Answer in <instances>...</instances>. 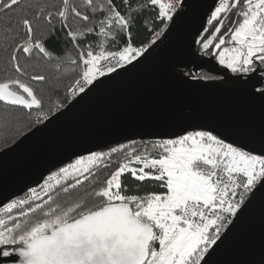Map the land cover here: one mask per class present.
Listing matches in <instances>:
<instances>
[{"label": "snow or ice", "instance_id": "obj_1", "mask_svg": "<svg viewBox=\"0 0 264 264\" xmlns=\"http://www.w3.org/2000/svg\"><path fill=\"white\" fill-rule=\"evenodd\" d=\"M186 7L184 0H0V51L8 53L0 103L25 110L10 119L27 118L35 135L103 87L102 77L144 63ZM206 24L194 43L226 71L188 75L223 81L246 104L228 122L175 138H126L73 153L39 191L0 206V264H214L232 245L258 258L238 255L230 264H264V0H218ZM141 32L152 36L147 44ZM61 36L75 57L48 47Z\"/></svg>", "mask_w": 264, "mask_h": 264}, {"label": "water", "instance_id": "obj_2", "mask_svg": "<svg viewBox=\"0 0 264 264\" xmlns=\"http://www.w3.org/2000/svg\"><path fill=\"white\" fill-rule=\"evenodd\" d=\"M184 2L188 7L179 13L176 26L157 41L155 51L149 50L152 54L144 63L129 72L118 69L122 75L115 79L102 77L107 83L80 103L73 102L75 106L64 109V116L53 118L47 128L41 125L43 130L35 135L27 132L0 151V172L8 175L6 181L0 179V206L71 162L73 153L87 155V149H106L126 143V138L137 142L175 138L185 128L200 130L195 127L198 124L228 122L235 109L246 104L223 81H197L180 72L187 68L211 75L226 71L214 60L195 55L197 33L207 27L218 0ZM238 255L258 258L253 249L232 245L214 257V264H230Z\"/></svg>", "mask_w": 264, "mask_h": 264}, {"label": "trees", "instance_id": "obj_3", "mask_svg": "<svg viewBox=\"0 0 264 264\" xmlns=\"http://www.w3.org/2000/svg\"><path fill=\"white\" fill-rule=\"evenodd\" d=\"M6 20V17L0 15V21ZM203 34V33H202ZM59 35V34H58ZM6 37V28L4 23L0 22V47L3 46V41ZM199 38V37H198ZM197 38V39H198ZM138 41H143V43L147 44L149 40L152 39V36L149 33L141 32V34L137 37ZM48 47L54 52V53H60L62 49H69L71 51V54L75 57L76 52L74 49L71 48V42L66 41L63 36L60 37L59 40L50 42ZM199 45H195V55L197 59L201 60L202 53L198 50ZM10 51V49H9ZM8 56L7 52L0 51V65H3L6 58ZM180 72L187 77H190L188 74L191 73L192 76L202 77L205 76V73H197L192 68H187L185 70H180ZM204 80V79H202ZM63 84L69 85L71 84V81L64 80ZM65 95V88L61 87L59 92V98L63 99ZM57 99L56 94H53V102ZM12 111H19L23 112L25 110L23 109H12V107L5 106L2 103H0V151L4 148L9 147L14 142H16L20 137H22L24 134H26L28 131V126L30 124V121L27 118L22 119V121L17 124L15 122H12L10 119V112ZM115 165L113 166L112 170H114ZM104 171H109L108 169H105Z\"/></svg>", "mask_w": 264, "mask_h": 264}, {"label": "built area", "instance_id": "obj_4", "mask_svg": "<svg viewBox=\"0 0 264 264\" xmlns=\"http://www.w3.org/2000/svg\"><path fill=\"white\" fill-rule=\"evenodd\" d=\"M56 171V170H55ZM53 172V171H52ZM51 173V172H50ZM49 173V174H50ZM48 174V175H49ZM48 175H46L44 178H43V180L44 179H46L47 178V176ZM43 180L37 185V186H35V187H30V188H36L38 191H39V186L43 183ZM29 189V188H28ZM28 189H26V191L25 192H23L21 195H19L18 197H23L27 192H28ZM14 198H16V197H14Z\"/></svg>", "mask_w": 264, "mask_h": 264}, {"label": "flooded vegetation", "instance_id": "obj_5", "mask_svg": "<svg viewBox=\"0 0 264 264\" xmlns=\"http://www.w3.org/2000/svg\"><path fill=\"white\" fill-rule=\"evenodd\" d=\"M204 59H212V60L215 61L214 58H209V57H207V56L202 55L201 60H204ZM215 62H216V61H215ZM216 63H217V62H216ZM217 64H218V63H217ZM218 66H219V68H220L221 71H224V70H225V69H223L222 66H220L219 64H218ZM202 73L204 74L205 72H202ZM202 73H201V74H202ZM205 75H211V74L205 73ZM9 107H11V106H9ZM2 150H3V149H2Z\"/></svg>", "mask_w": 264, "mask_h": 264}, {"label": "rangeland", "instance_id": "obj_6", "mask_svg": "<svg viewBox=\"0 0 264 264\" xmlns=\"http://www.w3.org/2000/svg\"><path fill=\"white\" fill-rule=\"evenodd\" d=\"M5 149V148H4Z\"/></svg>", "mask_w": 264, "mask_h": 264}]
</instances>
